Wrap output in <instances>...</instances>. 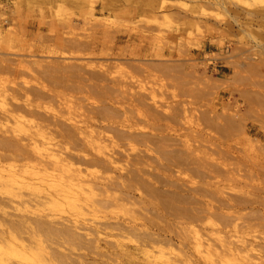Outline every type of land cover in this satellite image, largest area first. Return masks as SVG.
I'll list each match as a JSON object with an SVG mask.
<instances>
[{"label":"rangeland","instance_id":"374dc122","mask_svg":"<svg viewBox=\"0 0 264 264\" xmlns=\"http://www.w3.org/2000/svg\"><path fill=\"white\" fill-rule=\"evenodd\" d=\"M5 65H19V75ZM57 67L76 72L77 83L60 86L38 72ZM15 81L22 103L25 88L61 93L35 99L34 108L45 114L77 116L102 104L115 81L141 99L137 111L160 117L138 122L135 134L144 138L103 141L107 152H123L125 173L131 168L127 157L150 160L135 195L124 201L94 209L85 200L45 198L47 185L32 174V165L0 176V220L25 214L54 225L46 236L53 256L34 249L19 256L24 262L264 260V0H0V129L29 144L24 128L48 121L25 110L24 121L7 116L12 95L6 96ZM111 91L121 95L118 86ZM36 144L43 146H28ZM200 162L212 167V175ZM208 187L220 191L210 194ZM17 191L24 199L10 197ZM228 198L239 200L223 203ZM78 218L80 238L61 233ZM227 240L238 248L223 250Z\"/></svg>","mask_w":264,"mask_h":264},{"label":"bare ground","instance_id":"6f19581e","mask_svg":"<svg viewBox=\"0 0 264 264\" xmlns=\"http://www.w3.org/2000/svg\"><path fill=\"white\" fill-rule=\"evenodd\" d=\"M5 67L9 68L14 77L20 73L19 65L14 67L5 65ZM29 69L36 70L30 67ZM38 72L43 76L49 74L54 83L60 86L64 83L69 84L70 81L71 85L77 83L76 72L66 73L64 68L57 67L55 70L45 68ZM78 78L80 80V76ZM19 85L21 84L15 81L12 86L13 92L6 96L9 99L8 96L12 95L9 102L11 105L6 108L7 116L16 121H24L25 114L20 113V110H25L47 120L48 123L36 122L34 126L24 128L27 138L34 143L42 141V147L38 144L29 147L31 142L23 143V135L8 134V129H0V176H16L24 165H32L33 169H37V172L32 174H40L39 179L45 181L47 185L45 198L51 200L65 198L69 201L85 200L94 209H97L98 206L106 207L124 201L135 195L139 188L137 184L139 173L145 171L146 164H150L149 158L127 157L131 161V168L125 173L121 171L119 165V162L124 159L123 152L114 147L107 152L103 141L115 136L134 138L141 135L144 138L146 134H135L134 128L144 118H160L157 113L137 111V101L140 102L141 99L125 94L127 91V88H123L125 85L113 81V86L106 90V99L102 101V104L92 106L83 113H79L77 115L79 118L58 113L45 114L34 108L36 106L35 99L44 94L55 98L61 93L51 87L52 93L35 88H25L24 92H20L26 96L22 103L16 93ZM115 86L121 90V95H113L111 90L115 89ZM115 103H119L121 106L117 107L114 105ZM9 157H16V159L26 160V162L7 165L4 159ZM200 165H205L209 174L212 175L213 169L210 165L202 162ZM91 166L101 167L103 173L98 174L96 171L90 170ZM108 171H115L117 174L105 175L104 172ZM24 184L27 185L29 182L24 181ZM197 189L194 190L198 191ZM86 190L98 197L91 199L82 196L87 193ZM117 190L121 193L118 194ZM207 191L210 194H216L220 189L208 187ZM2 197L4 196L0 195V201H2ZM10 197L24 199V193L17 191ZM232 200L238 202L239 198H228L225 202H221L235 205L231 202ZM206 203L209 204L208 201ZM208 209H212V207H208ZM79 221L78 218L73 220L72 224L61 226L59 228L61 233L80 238L81 235L77 229L82 226ZM52 230H54V225L51 224V221L40 216L21 214L0 220V264H27L19 256L34 249L44 250L53 256V253L48 250L49 245L46 239ZM97 231L99 232L100 229ZM233 244V241L227 240L222 244L223 250L234 251L238 246ZM253 264H264V260Z\"/></svg>","mask_w":264,"mask_h":264}]
</instances>
